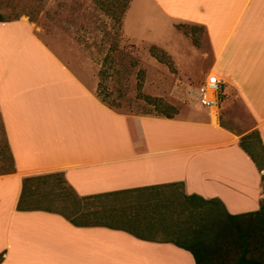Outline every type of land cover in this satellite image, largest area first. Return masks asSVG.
Returning a JSON list of instances; mask_svg holds the SVG:
<instances>
[{
	"label": "crops",
	"instance_id": "crops-1",
	"mask_svg": "<svg viewBox=\"0 0 264 264\" xmlns=\"http://www.w3.org/2000/svg\"><path fill=\"white\" fill-rule=\"evenodd\" d=\"M135 1L122 33L137 41L124 32ZM139 2L174 20L172 28L207 32L222 89L238 98L253 128L235 132L219 110L216 121L206 111L172 119L120 113L27 16L0 22V121L15 164L0 176V264H195L180 215L200 199L219 201L231 215L260 209L262 173L239 143L258 132L264 147V0ZM51 173L91 201L94 224L17 210L23 179Z\"/></svg>",
	"mask_w": 264,
	"mask_h": 264
},
{
	"label": "rangeland",
	"instance_id": "rangeland-1",
	"mask_svg": "<svg viewBox=\"0 0 264 264\" xmlns=\"http://www.w3.org/2000/svg\"><path fill=\"white\" fill-rule=\"evenodd\" d=\"M127 0H0V16L5 20L27 16L35 25L38 36L85 83L101 82L100 97L123 114H144L153 110L143 96L161 98L177 108L178 114L206 111L212 121L224 119L237 133L253 128L254 123L235 95L223 88L219 111L203 108L194 100L188 87H198L207 75L215 74L216 52L206 31L196 25L174 24L150 5L136 0L124 23L125 35L120 40L111 36L120 24L113 15L124 9ZM124 6V7H123ZM121 20V19H120ZM156 44V53L165 52L170 65L158 62L150 54ZM107 55V60L104 61ZM107 76L99 78L98 72ZM148 115H155L150 112ZM1 121H0V143ZM249 144H253L252 141ZM254 145V144H253ZM264 167L260 151L250 147ZM67 192V191H66ZM91 209V201L84 210ZM94 220L86 214L79 222Z\"/></svg>",
	"mask_w": 264,
	"mask_h": 264
},
{
	"label": "trees",
	"instance_id": "trees-1",
	"mask_svg": "<svg viewBox=\"0 0 264 264\" xmlns=\"http://www.w3.org/2000/svg\"><path fill=\"white\" fill-rule=\"evenodd\" d=\"M129 2L130 0H127L125 7L123 6L124 9L112 16L120 23L111 36L112 40H120L122 37V19ZM6 21L12 20H5L0 16V22ZM29 21H31L30 18ZM156 51V46L150 47L151 56L158 62L166 65L171 64L169 56L165 52H160L161 56H158ZM107 59L106 55L104 61ZM98 75L101 81L108 74L106 70L101 69ZM100 87L101 82L98 83L99 92ZM98 90L97 96L101 102L111 107V104L100 97ZM143 99L153 109L144 112V114H151L150 112L153 111L156 113L153 114L154 116L168 119L178 115L177 108L161 98L143 96ZM1 134L0 176H3L14 173L15 164L2 125ZM250 141L254 145L249 144ZM255 144L264 160V147L258 132L241 138L239 146L262 173L261 182L264 194V167L257 159L256 153L250 148L255 147ZM87 201L89 200L75 194L67 185L62 174L51 173L23 179L17 210L55 213L63 216L75 226L86 227L94 224L93 220L87 223L79 222L84 215L93 216L94 214L90 208L84 210V203ZM200 201H202V205H193L194 212L191 211L188 216L180 215L181 225L185 229L180 231V237L183 239L181 241L187 244L185 249L192 254L195 264H264V199L258 211L239 215L227 213L223 206H218L219 201L217 200L204 201L200 199ZM2 260L3 254H0V263Z\"/></svg>",
	"mask_w": 264,
	"mask_h": 264
},
{
	"label": "built area",
	"instance_id": "built-area-1",
	"mask_svg": "<svg viewBox=\"0 0 264 264\" xmlns=\"http://www.w3.org/2000/svg\"><path fill=\"white\" fill-rule=\"evenodd\" d=\"M222 80L217 74L207 75L205 81L198 87H188V91L193 94L194 100L204 108L219 110L220 94L222 91Z\"/></svg>",
	"mask_w": 264,
	"mask_h": 264
},
{
	"label": "bare ground",
	"instance_id": "bare-ground-1",
	"mask_svg": "<svg viewBox=\"0 0 264 264\" xmlns=\"http://www.w3.org/2000/svg\"><path fill=\"white\" fill-rule=\"evenodd\" d=\"M212 112H216V110H213Z\"/></svg>",
	"mask_w": 264,
	"mask_h": 264
}]
</instances>
